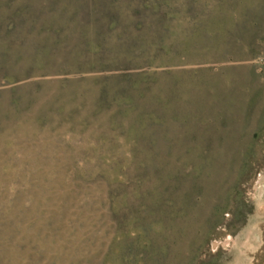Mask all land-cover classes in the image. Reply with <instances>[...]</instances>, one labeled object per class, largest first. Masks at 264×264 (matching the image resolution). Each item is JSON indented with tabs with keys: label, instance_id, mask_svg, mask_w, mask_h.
<instances>
[{
	"label": "rangeland",
	"instance_id": "rangeland-1",
	"mask_svg": "<svg viewBox=\"0 0 264 264\" xmlns=\"http://www.w3.org/2000/svg\"><path fill=\"white\" fill-rule=\"evenodd\" d=\"M0 264H264V0H0Z\"/></svg>",
	"mask_w": 264,
	"mask_h": 264
}]
</instances>
